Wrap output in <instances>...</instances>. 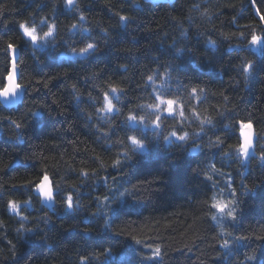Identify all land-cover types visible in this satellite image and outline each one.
I'll return each instance as SVG.
<instances>
[{
  "label": "trees",
  "instance_id": "obj_1",
  "mask_svg": "<svg viewBox=\"0 0 264 264\" xmlns=\"http://www.w3.org/2000/svg\"><path fill=\"white\" fill-rule=\"evenodd\" d=\"M257 8L264 11V0H75L71 7L64 0H0V81L11 40L21 47L19 82L26 86L17 106L0 102V264H80L81 256L101 264L105 257L94 254L109 248L107 264H241L252 249L257 258L249 264H264V44L248 43L251 31L264 35ZM22 21L40 34L55 23L54 39L25 43ZM82 41L98 48L87 59L70 51ZM247 61L255 70L246 79ZM149 75L183 105L184 117L179 107L164 114L163 135L187 132L186 142L125 123L130 111L146 123L155 119L140 107L155 102ZM110 84L122 90L113 94L119 115L96 111ZM238 121L256 132L248 157L229 147L239 142ZM129 134L145 138L144 153H132ZM217 136L221 148L212 146ZM43 170L58 192L52 207L30 187H12L37 182ZM69 193L79 205L73 212L63 203ZM213 197L235 200L236 219L211 208ZM9 200L20 202L18 212ZM157 247L160 255L145 260Z\"/></svg>",
  "mask_w": 264,
  "mask_h": 264
},
{
  "label": "snow or ice",
  "instance_id": "obj_2",
  "mask_svg": "<svg viewBox=\"0 0 264 264\" xmlns=\"http://www.w3.org/2000/svg\"><path fill=\"white\" fill-rule=\"evenodd\" d=\"M64 3L66 6L71 7L75 5V0H64ZM253 3H255V0H253ZM257 15L259 16L260 21L264 22V11H261L259 8L256 9ZM80 20L85 19L84 16L79 17ZM121 22L126 23L129 19V17H126L124 15H120L119 17ZM41 23H46V20H42ZM73 29L77 27L76 24H73L71 26ZM56 24H47V31L43 32V34H40L36 28L35 25H30L27 21H22L18 23V29L21 32L22 37L25 39V43H31L34 46H46L50 40L54 39L55 33H56ZM83 31H88V29H83ZM243 36L244 33H241ZM83 46L80 47H72L70 51L84 59H87L88 57L94 55L96 51L98 50L97 45L95 42H81ZM209 43H214L212 41H209ZM248 43L253 46H258L261 44H264V35H257L256 32L253 30L250 33V39L248 40ZM21 47L20 45L12 42L11 40H8L5 43V52L8 55V67L5 69V76L3 77V80L0 81V97L4 98V100H8L9 97H15L18 95L20 91H22L26 86L19 82V69H18V63L20 58V51ZM178 51H180L178 49ZM243 72L246 74V79L250 77L255 70V63L253 61H247L242 66ZM147 82L153 84V95H154V103H149L146 105H141V108H148L155 112V119L151 120L149 123H146L145 117L142 115H138L137 113L130 111L128 115L125 118V123L128 125H143L145 128L151 126L153 129L156 130L155 135L161 136L163 135L162 132V123H163V116L166 113L168 116H173L176 113L177 107H179V116L184 117V110L183 105L178 104V101L173 98L166 97L163 93H161L154 85H155V78L153 75H149L147 77ZM46 86V85H45ZM200 91H203L202 89ZM122 92L121 89H119L117 86L114 85H108V90L103 91L102 93V99L103 104L102 107H99L96 109L99 113H116L117 115L120 114V109L116 106V104L113 103V98L119 99L118 94ZM191 95L198 99L197 96V89L192 88L191 89ZM226 99V97H225ZM192 114L194 116H199V113L193 108ZM33 117L37 116V113L33 112L31 113ZM206 122L208 124H212V120L206 119ZM11 123L17 128L20 129L22 127V124L20 122H17L16 120H11ZM201 123H205V121H201ZM237 125L239 127V142L234 147L235 151L243 157L249 156V150L253 148V136L250 131L252 128L251 122L245 123L243 121H238ZM225 128H228L227 125L224 126ZM246 129L248 131H246ZM131 131H135V129H130ZM170 137H174L177 141L180 142H186L189 138V134L187 132H181V131H171L168 133V135H163V139L165 141H168ZM126 140L130 142V150L135 155L137 153H144L148 145L145 142V138L141 135L138 136L136 134H129L126 135ZM225 141L220 136L216 137V140L213 142L212 146L221 148L224 145ZM127 159H131L130 156H128V153L125 152L124 154ZM261 159L264 160V154L261 155ZM122 164V161L120 159H115L112 163L113 167H120ZM213 170L215 171V165L212 166ZM82 175L87 176L88 172L81 170ZM207 179L211 180V176H207ZM107 180V177L104 178ZM12 187H30V190H34L36 193H38L45 201L55 202L56 196L58 195V192L56 188L54 187L53 181L51 177L49 176L47 170H43L39 177L37 182L29 181L24 185H13ZM127 191V190H126ZM247 191L251 192L253 189H247ZM233 196L236 195L235 189H232ZM121 197L125 195V193L120 194ZM104 201H108V197L103 198ZM65 205V210L68 212H73L76 210V207L79 205L76 204L74 207L73 202V196L71 193L67 194L66 198L63 201ZM8 207L13 212H18L20 210V202L15 200H9L8 201ZM211 208L215 209L218 213L224 214L227 217L235 220L236 219V211H237V202L235 200H229L227 202L217 199L216 197L212 198L211 202ZM213 219L216 217L213 216ZM23 219H27V217H23ZM23 227V225H22ZM26 231H31L30 229H27ZM132 239L135 240L136 244H141V241L139 239H136L135 237H132ZM238 239H247V237H238ZM259 239H264V237H259ZM11 244V242H9ZM224 247H228V241L224 242ZM111 254V249H105L101 254L95 255L96 259H100V255L104 256L105 259L101 261V264H107V257H109ZM160 255V248L157 247L153 251L152 256H145V260H151L155 259ZM17 252L15 250V245H12V251H11V259L15 261L17 259ZM257 258L256 256V250L252 249L250 253H245L244 260L241 262V264H249V262L255 261ZM89 258L87 256H81L80 257V264H88Z\"/></svg>",
  "mask_w": 264,
  "mask_h": 264
},
{
  "label": "water",
  "instance_id": "obj_3",
  "mask_svg": "<svg viewBox=\"0 0 264 264\" xmlns=\"http://www.w3.org/2000/svg\"><path fill=\"white\" fill-rule=\"evenodd\" d=\"M151 1H158V2H164V3H172L175 0H151ZM22 99H23V90L20 91L17 96H15V97H9L8 100H4V98L0 97V102L3 105L7 106V107H15V106H17L21 102ZM246 131H248V130L246 129ZM250 131H251L252 136H253V148L249 150V155L254 151V149H255V143H256V132H255L254 128L252 127L250 129ZM193 151H194V154H197L198 151H199V148H197V149H195ZM36 194L38 196H40L38 193H36ZM42 200H43L44 205H46L47 207H52L54 205V203H55V202L53 203V202H50V201H45L43 198H42Z\"/></svg>",
  "mask_w": 264,
  "mask_h": 264
},
{
  "label": "rangeland",
  "instance_id": "obj_4",
  "mask_svg": "<svg viewBox=\"0 0 264 264\" xmlns=\"http://www.w3.org/2000/svg\"><path fill=\"white\" fill-rule=\"evenodd\" d=\"M166 114V113H165ZM251 155V154H250Z\"/></svg>",
  "mask_w": 264,
  "mask_h": 264
}]
</instances>
